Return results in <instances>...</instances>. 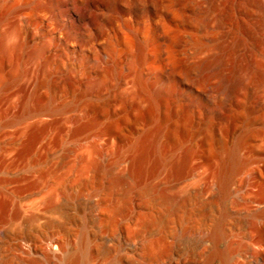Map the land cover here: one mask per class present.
Masks as SVG:
<instances>
[{"label":"rangeland","instance_id":"1","mask_svg":"<svg viewBox=\"0 0 264 264\" xmlns=\"http://www.w3.org/2000/svg\"><path fill=\"white\" fill-rule=\"evenodd\" d=\"M253 9L257 24L241 0L225 10L224 76L236 90L222 108L224 83L208 71L214 86L200 105L191 104L193 75L171 86L152 20L142 71L151 91L161 90L158 108L149 95L127 97L120 68L92 97L83 82L54 77L39 98L41 120L0 115V264H264V226L245 206L249 189L264 205V174L246 183L253 165L246 169L243 149L238 165L229 160L246 123L229 109H256L263 79L264 14ZM204 121L214 124L216 144ZM149 137L156 149L141 168Z\"/></svg>","mask_w":264,"mask_h":264},{"label":"bare ground","instance_id":"2","mask_svg":"<svg viewBox=\"0 0 264 264\" xmlns=\"http://www.w3.org/2000/svg\"><path fill=\"white\" fill-rule=\"evenodd\" d=\"M208 1L203 6L197 0H0V115L13 118V123L41 120L47 108L39 98L54 77L68 86L83 82L92 97L105 90L106 77H115L120 68L127 97L149 95L158 108L161 90L151 91L142 71L148 50L145 32L152 20L163 40L164 76L171 86L193 75L197 96L191 104L200 105V98L207 97L214 86L203 76L208 71L224 83L215 105L222 108L226 97L236 90L235 83L224 76L228 48L222 40L230 20L225 11L229 0ZM241 1L257 24L253 7L264 14V0ZM180 40L183 52L178 50ZM256 49V69L263 73L256 109H229L234 115L241 113L246 121L229 159L238 165L239 150L246 151V169L253 165L246 183L254 175L261 178L264 174V39ZM158 75L161 81L162 75ZM204 122L208 141L216 144L214 124ZM155 149L154 137L140 146L136 162L141 168H146ZM245 206L248 213L256 209L264 226V205L254 200L250 189ZM56 242L53 239L50 244Z\"/></svg>","mask_w":264,"mask_h":264}]
</instances>
